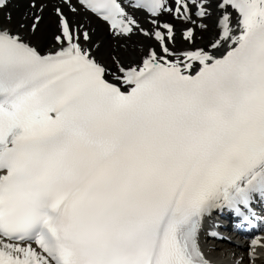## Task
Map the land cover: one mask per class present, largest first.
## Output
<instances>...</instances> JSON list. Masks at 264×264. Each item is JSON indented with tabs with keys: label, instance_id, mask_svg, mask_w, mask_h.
Here are the masks:
<instances>
[{
	"label": "snow or ice",
	"instance_id": "snow-or-ice-1",
	"mask_svg": "<svg viewBox=\"0 0 264 264\" xmlns=\"http://www.w3.org/2000/svg\"><path fill=\"white\" fill-rule=\"evenodd\" d=\"M11 2L0 0V264H213L204 218L251 224L264 202V0H57L47 53L10 26ZM49 2L30 0L31 33ZM213 2L216 38L177 50L159 17L194 45ZM81 9L155 46L110 68L69 18Z\"/></svg>",
	"mask_w": 264,
	"mask_h": 264
},
{
	"label": "bare ground",
	"instance_id": "bare-ground-1",
	"mask_svg": "<svg viewBox=\"0 0 264 264\" xmlns=\"http://www.w3.org/2000/svg\"><path fill=\"white\" fill-rule=\"evenodd\" d=\"M14 1L15 3L13 4ZM125 1L127 2V0ZM56 2L57 0H50L48 6L42 13H40L42 19L39 23L37 31L34 34L29 31L30 25L32 23V9L29 7L30 0H13L8 9L12 15V23L10 26L13 28V30L21 31L22 35L34 46H36L42 53L55 50L54 36L58 32V21L54 12V5ZM211 12L212 15L210 18L204 21V23L208 24V29L203 31L198 29L197 40L194 45L188 44V42L182 38V35L179 37V33L181 32V29L184 27V25L177 22L172 15L167 13L161 15L159 17V22L160 24L173 23L176 25L177 35L174 47L177 50H184L192 47H206L216 38L218 33L217 18L219 12L216 9L215 2L212 4ZM131 13H133L143 28H153L151 23L152 17L148 13H146L147 16L142 15L140 11ZM68 15L73 22L82 24L85 29L90 30L92 35L91 44L99 45L98 48L93 47L94 54L99 61L106 64L110 68L114 69L115 67L111 60L113 56L120 58L125 63L139 61L143 51L146 50L148 45L151 44L155 46V41L149 40L139 33L133 35L131 39L116 38L109 31V26H106V23L98 20L90 12H87L83 9H81L78 14L73 15L72 13H68ZM22 23L25 25L23 30L19 29V25ZM226 50L227 46L213 51L217 56H219L222 55ZM109 79H111V77H109ZM256 239L259 238L257 237ZM259 240L264 243L263 239ZM246 257L248 260V253H246ZM263 260L264 256H259L258 259H256V261L259 263L263 262Z\"/></svg>",
	"mask_w": 264,
	"mask_h": 264
},
{
	"label": "rangeland",
	"instance_id": "rangeland-1",
	"mask_svg": "<svg viewBox=\"0 0 264 264\" xmlns=\"http://www.w3.org/2000/svg\"><path fill=\"white\" fill-rule=\"evenodd\" d=\"M14 3H15V1L13 2V4ZM140 13H141V11H140ZM106 26H108V25H106ZM179 37H181V32L179 33ZM209 245H211L213 247V248L210 247L209 252L210 253L214 252L215 255L219 258V260H221L222 262H225L227 264H234L235 259H238V258H242L243 264H253V262L256 261V260L250 261L249 259L247 260L246 253H248L250 245H244L242 248H238V247L236 248L235 245H232L230 243H225V242H209ZM235 249H237V250H235ZM256 253H257V255H261L264 252L256 249Z\"/></svg>",
	"mask_w": 264,
	"mask_h": 264
}]
</instances>
